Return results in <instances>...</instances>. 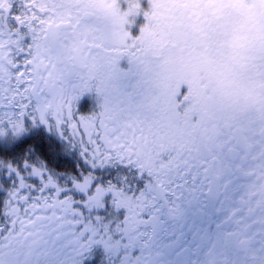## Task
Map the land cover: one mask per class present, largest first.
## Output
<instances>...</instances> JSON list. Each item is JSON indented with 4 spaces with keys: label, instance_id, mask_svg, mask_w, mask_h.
Listing matches in <instances>:
<instances>
[{
    "label": "snow or ice",
    "instance_id": "6c2138e0",
    "mask_svg": "<svg viewBox=\"0 0 264 264\" xmlns=\"http://www.w3.org/2000/svg\"><path fill=\"white\" fill-rule=\"evenodd\" d=\"M264 5L243 0H0V264H185L158 229L217 205L186 264H264ZM252 22L261 46L229 10ZM89 95L93 108L75 105ZM58 145V147H57ZM233 177L243 182L236 188ZM242 193V194H241ZM231 201L230 208L225 205ZM258 217V218H257ZM260 225L256 233L254 225ZM226 225H233L226 227ZM196 255V253H194Z\"/></svg>",
    "mask_w": 264,
    "mask_h": 264
},
{
    "label": "flooded vegetation",
    "instance_id": "af4514ba",
    "mask_svg": "<svg viewBox=\"0 0 264 264\" xmlns=\"http://www.w3.org/2000/svg\"><path fill=\"white\" fill-rule=\"evenodd\" d=\"M244 3H254L257 5H264V0H243ZM257 14L264 9L257 8ZM230 12V23L235 28L245 29L249 34V41L246 54L255 55L261 50V46L253 37L255 32L252 27V22L248 16L241 14L240 11L232 9ZM93 108V100L89 95L81 97L75 105V110L78 114L87 115ZM3 109H0V117L3 115ZM49 143L56 144L54 137L47 133L44 129H33L27 134L18 139H13L11 136L7 138H0V160L10 163H19L26 155L29 147H34L37 154L45 156L50 163V166L61 171H72L73 164L76 160L71 157H57L53 159L48 153ZM58 147V145H57ZM236 188L230 191V196L239 188L243 182L237 177H233ZM0 182L8 184V179L0 170ZM242 194V193H241ZM4 193L0 192V200L4 199ZM231 206V201L226 204L225 211ZM217 205L210 204L208 206H201L197 210H187L184 214L179 216L175 221L167 224L163 231L158 229L157 242L160 245H171L169 252V259L181 260L185 264L189 260L198 258L197 247L205 242V238L214 235L216 232L217 222L223 219L224 213L217 212ZM258 218V217H257ZM233 225H226L231 227ZM260 231V225H254L253 235L258 242L261 237L256 235ZM196 253V255H194ZM102 256L97 251L89 264H101Z\"/></svg>",
    "mask_w": 264,
    "mask_h": 264
}]
</instances>
